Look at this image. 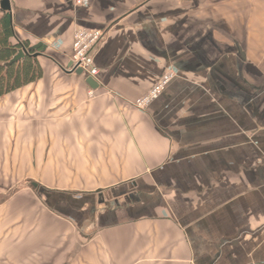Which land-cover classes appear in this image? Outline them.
<instances>
[{
  "label": "crops",
  "instance_id": "0c3cea01",
  "mask_svg": "<svg viewBox=\"0 0 264 264\" xmlns=\"http://www.w3.org/2000/svg\"><path fill=\"white\" fill-rule=\"evenodd\" d=\"M9 1L46 49L0 97V264L264 263V0Z\"/></svg>",
  "mask_w": 264,
  "mask_h": 264
},
{
  "label": "trees",
  "instance_id": "16d2710c",
  "mask_svg": "<svg viewBox=\"0 0 264 264\" xmlns=\"http://www.w3.org/2000/svg\"><path fill=\"white\" fill-rule=\"evenodd\" d=\"M30 46L28 39L16 38L11 14L0 13V97L40 78L41 67L31 55L5 65L18 49Z\"/></svg>",
  "mask_w": 264,
  "mask_h": 264
},
{
  "label": "built area",
  "instance_id": "2783aa9c",
  "mask_svg": "<svg viewBox=\"0 0 264 264\" xmlns=\"http://www.w3.org/2000/svg\"><path fill=\"white\" fill-rule=\"evenodd\" d=\"M89 0H73L77 6H86ZM104 36L103 30L76 28L72 36V54L71 65L66 69L69 72H75L76 69H81L82 74L86 77L95 76L98 73L97 68L93 65L92 53L95 46L101 41ZM166 79L159 82L145 94L136 99L134 105L137 108H143L147 103L152 101L161 91ZM264 264V263H252Z\"/></svg>",
  "mask_w": 264,
  "mask_h": 264
},
{
  "label": "water",
  "instance_id": "95a60500",
  "mask_svg": "<svg viewBox=\"0 0 264 264\" xmlns=\"http://www.w3.org/2000/svg\"><path fill=\"white\" fill-rule=\"evenodd\" d=\"M5 12L11 13L10 1L0 0V13H5ZM45 49H46V46L40 42L28 48L21 47L20 49H18L17 53L8 62L5 63V65L18 61L19 59L23 58L25 55H31L33 58H36L38 55L43 54ZM70 65H71V62H69L68 67ZM75 72L77 74H82L81 69H76ZM85 81L90 87L94 88L97 86L96 80L92 77H86Z\"/></svg>",
  "mask_w": 264,
  "mask_h": 264
},
{
  "label": "rangeland",
  "instance_id": "374dc122",
  "mask_svg": "<svg viewBox=\"0 0 264 264\" xmlns=\"http://www.w3.org/2000/svg\"><path fill=\"white\" fill-rule=\"evenodd\" d=\"M72 1H73V0H72ZM73 3H74V2H73ZM76 6H77V5H76ZM172 75H173V71H169V72H167L166 75L163 76V78H161V80L158 81L156 84H158L159 82H163L165 79H166V80H169L168 78L172 77ZM156 84H155V85H156ZM155 85H153L151 88H153ZM151 88H150V89H151ZM150 89H149V90H150ZM149 103H150V102H149ZM149 103H147V104H149ZM147 104H146V105H147ZM146 105H145V106H146Z\"/></svg>",
  "mask_w": 264,
  "mask_h": 264
}]
</instances>
